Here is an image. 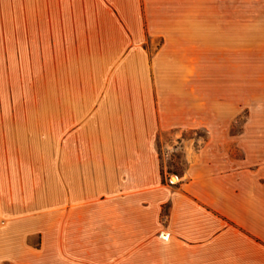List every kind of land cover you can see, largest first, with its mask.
<instances>
[{
    "label": "crops",
    "instance_id": "obj_1",
    "mask_svg": "<svg viewBox=\"0 0 264 264\" xmlns=\"http://www.w3.org/2000/svg\"><path fill=\"white\" fill-rule=\"evenodd\" d=\"M199 3L0 0V77L154 76L83 104L79 148L58 149L55 166L33 147L25 118L0 116V264H264L255 142L233 138L248 140L242 160L225 143L208 146L175 183L162 179L158 134L216 124L212 140L223 142L235 119L194 101L186 80V61L235 53L224 23L203 20ZM156 41L150 70L143 46Z\"/></svg>",
    "mask_w": 264,
    "mask_h": 264
},
{
    "label": "rangeland",
    "instance_id": "obj_2",
    "mask_svg": "<svg viewBox=\"0 0 264 264\" xmlns=\"http://www.w3.org/2000/svg\"><path fill=\"white\" fill-rule=\"evenodd\" d=\"M199 4L203 20L224 23L226 37L235 40V53L209 61H186L185 67L193 72L186 80L193 88L194 101L209 102L218 106V111L224 110L225 116L234 114L235 119L225 126L228 140L223 142L212 140L211 133L222 132L216 124L158 134L162 179L171 183L187 170L190 158L208 146L217 148L225 143L232 158L242 160L243 145L248 140L233 141L238 136L255 142L258 163L264 164V0H200ZM160 46L159 41L143 46L150 70L151 59ZM132 65L135 68L136 62ZM47 72L50 74L44 76L0 77V116L25 118L33 147L43 150V159L54 166L58 149L67 151L75 144L79 148L73 135L85 129L80 121L83 104L106 99V88L126 91L154 85L152 73L145 77L135 71L129 75L89 76L85 75L88 69H79L66 72L81 75L60 77L52 75L54 70Z\"/></svg>",
    "mask_w": 264,
    "mask_h": 264
}]
</instances>
